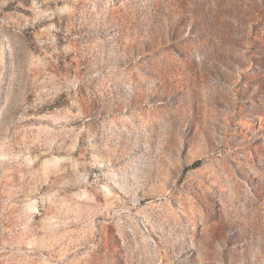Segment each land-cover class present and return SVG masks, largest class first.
Instances as JSON below:
<instances>
[{"label": "rangeland", "instance_id": "374dc122", "mask_svg": "<svg viewBox=\"0 0 264 264\" xmlns=\"http://www.w3.org/2000/svg\"><path fill=\"white\" fill-rule=\"evenodd\" d=\"M0 264H264V0H0Z\"/></svg>", "mask_w": 264, "mask_h": 264}]
</instances>
